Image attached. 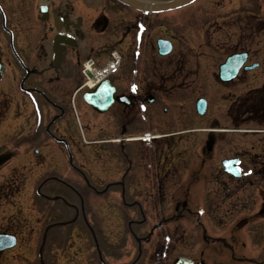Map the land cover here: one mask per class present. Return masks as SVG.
<instances>
[{
    "label": "flooded vegetation",
    "instance_id": "obj_1",
    "mask_svg": "<svg viewBox=\"0 0 264 264\" xmlns=\"http://www.w3.org/2000/svg\"><path fill=\"white\" fill-rule=\"evenodd\" d=\"M235 3L223 11L220 7L216 8L214 13L210 9L205 11L207 16L211 15L213 19L206 20L210 23L207 30L214 27V22L218 19L221 22L217 23V26L223 29L219 52H213L212 55L213 60H216L206 64L211 69H216L215 72L211 71V77L218 92L209 96L205 94L203 85L196 87L193 84L190 87L193 96L191 114L197 112L195 106L199 98L206 100V110L200 116L207 114L212 97L220 95L221 105L205 125L187 124L188 127L180 131L163 132L165 139L171 141L156 149L164 152L162 154L170 150L171 156L169 154L166 158H142L144 152L140 149L141 157L136 161L144 162L145 165L141 164L139 171L134 172L135 164L132 163L130 167V153L126 150L130 144L144 141L137 140L138 136L146 137L158 131L157 127H151L154 124L145 125L143 107L152 104L154 111L157 110L161 98L160 93H157L159 83L150 84L142 79L139 88H132L125 76L116 77L114 72L106 78L97 77L93 69L105 62L111 48L123 44V40L128 38L127 49L135 47V27L138 23L141 24L143 16L149 14L134 10L116 0H0V142L1 145L5 142L12 145L11 152H0V163L9 158L17 159L18 150L23 147L27 153L31 151L34 156L42 155L39 159L50 166L66 164L77 171L76 164L83 163L77 162L74 147L103 143L109 148L115 147L118 153L113 155L116 158L120 156V159L123 157L129 168L123 173V180L119 182L123 197H137L140 193L153 198L202 197L207 206L197 212L193 208L185 218L200 226L204 223L206 227V220L211 219L212 214L219 216L217 209L220 206H216L217 199L236 198L246 189L253 188L249 192L260 198L258 209L248 216L233 212L236 215L230 222L229 229L238 232V229L254 224V217L264 219V157L255 159L256 157H251L242 148L243 134L260 131H243V127L264 125V0H237ZM229 8L230 14L227 11ZM107 10L125 12L123 18L127 13H134V35L131 36L129 24L123 31L119 30L121 36L118 40L110 33L106 35L111 25ZM103 16L108 19L105 27ZM198 29L196 33L199 36L194 32L189 34L185 41L190 50L195 43L203 44L205 40L202 38L212 35L202 34ZM174 33L167 38L172 45L170 55L176 66L173 68V78L177 79L182 72L186 73L189 69L187 67L185 70V65L188 63V55L191 54L185 51L184 43H176L180 37H175ZM258 36L261 37V44L259 47H253L252 43ZM130 38L134 40L133 46H130ZM151 49L156 55L154 44ZM86 60L92 61L91 69L84 67ZM223 66L225 67L221 70ZM257 71H260V74H257ZM219 75L233 76L220 80ZM94 80L91 84L90 81ZM232 87L238 89L236 96L231 91ZM242 89L244 92L240 91ZM107 95L112 102L105 110L100 111L99 107L105 104L100 99ZM96 97L99 99L97 108L87 102ZM148 97L152 99L150 103L147 102ZM94 101L98 103L97 100ZM147 117L151 121L152 113ZM133 126L136 127L132 128ZM146 127L150 128L145 130ZM179 133L188 134V148L179 149ZM195 134L201 138L199 144L191 140V136ZM131 135L135 138L134 141L131 140ZM231 148L234 152L228 150ZM42 150L46 152L42 154ZM217 153H220L219 158L215 156ZM187 157L191 160L186 159ZM233 159L239 160L238 164H230V168L239 171L237 176L225 171L222 165L224 160ZM185 160L189 161L186 165L183 162ZM169 170L171 174L186 171L190 181L180 185L176 182L174 185L177 189L175 188L174 192L175 186L167 185L169 178L163 177ZM140 173L142 179L136 177L134 181L136 186H139L131 189L132 186L127 182L131 176L135 177L134 174L138 176ZM128 174L131 175L126 181L124 175ZM40 177L61 181L56 179L53 173L48 176L41 174ZM78 177L91 182L89 175L81 170ZM112 182L115 181H110L108 187ZM194 183H197L196 188L187 189L188 185ZM91 187L95 188L93 191L97 193V187ZM178 203L175 201L174 204L176 211ZM246 204V201H242L241 206L238 203V206L235 204L231 209H245ZM208 224L211 225V221ZM261 225L263 229L264 221ZM247 240L251 242V239ZM242 241L241 245L245 243V240ZM228 242L236 241L229 238ZM246 252L237 262L244 259L249 264H257L255 259L260 255L261 260L264 259V247L260 248L261 253L257 255H253L250 248L246 249ZM201 254L203 255V252ZM179 257H186L193 264H206L204 256L200 255L196 258L176 256L171 263Z\"/></svg>",
    "mask_w": 264,
    "mask_h": 264
},
{
    "label": "rangeland",
    "instance_id": "obj_2",
    "mask_svg": "<svg viewBox=\"0 0 264 264\" xmlns=\"http://www.w3.org/2000/svg\"><path fill=\"white\" fill-rule=\"evenodd\" d=\"M148 1L160 3L169 0ZM236 1L195 0L192 4L172 11L152 13L143 16L141 24L138 23L135 27L137 33L135 47L132 38L131 49L126 48L128 38L122 39L123 44L120 43L118 48L123 51V60L115 76L127 77L132 88H139L142 79L150 84L159 83L157 93L161 96L156 111L152 104L143 107L147 119V115L152 113L151 121L145 118V125L154 124L151 127H157L158 131L150 139L130 144L126 150L130 153V167L132 163L135 164L134 172L139 171L141 164H144L136 161L141 157L140 149L145 155H142V158L169 157L170 150L162 154L164 152L156 149L171 141L165 139L166 135L163 132L180 131L187 128V124L205 125L221 105V96L218 95L212 97L207 114L203 116L197 112L191 114L193 96L190 87L193 84L196 87L203 85L205 94L209 96L218 92L211 77V71L215 72L216 69H211L206 64L216 60H213L212 55L213 52H219L218 46L223 29L217 26V23L221 22L218 19L214 22V27L207 30L210 23L206 20L213 19L211 15L207 16L205 11L210 9L214 13L219 7L223 11L235 5ZM231 8L227 10L228 14ZM124 13L108 11L111 25L106 35L110 33L118 40L121 36L119 30L123 31L128 24L131 36L134 35L132 26L135 20L132 14L136 18L135 14L127 13L128 15L123 18ZM197 28L202 34L212 35L202 38L205 40L203 44L190 43L193 46L190 50L185 41L189 34L197 32ZM172 31L175 32V37H180L176 43L179 42V45L184 43L185 51L191 54L188 55V63L185 65V70L187 67L189 69L186 73L182 72L177 79L173 78L175 71L173 68L176 66L171 53L166 56L154 55L151 49L153 44L156 45L158 37H171ZM260 44L261 37L258 36L252 46L259 47ZM257 74H260V71H257ZM231 91L234 96L239 93L237 87H232ZM240 91L244 92V89ZM178 95L180 96L176 97ZM149 128L146 127L145 130ZM252 129L260 131L243 134L242 148L251 157L260 160L264 157V125L243 127L242 130ZM189 140L188 134L179 133L177 135L179 149L188 148ZM191 140L199 144L201 138L195 134L191 136ZM1 144L0 142L1 153L11 152V143ZM108 148V145L103 143L74 147L77 162L83 163L76 164L77 171L66 164L50 166L39 159L42 155L34 156L31 151L27 153L23 147L18 150L17 159L9 158L6 162L0 163V232H10L19 237V245L13 252L11 251L12 253L9 249L5 254H0V264H170L176 256L182 255L195 258L199 255L204 256L206 264H249L244 259L237 262L247 253L246 249L253 250V255L261 253L260 248L264 247V228H261V222L264 219L254 217L252 219L254 224L238 229V232L229 229V224L236 215L233 212L239 213L240 216H248L258 209L260 198L249 192L253 188L246 189L236 198L217 199L216 206H220L217 209L219 216L212 214L211 219L206 220L207 226L205 227L204 223L200 226L185 217L193 208L197 212L207 206L202 197L195 200L190 197L153 198L141 193L137 197L121 196L122 188L119 182L129 168L122 156L120 159V156L116 158L113 155L118 153L115 147ZM217 150L219 148L215 152ZM228 150L234 152L233 148ZM41 152L44 154L46 151ZM218 154L220 153L215 156L219 158ZM186 159L191 160L190 157ZM188 160L183 161L184 165L189 163ZM80 170L89 175L91 182L78 177ZM49 173L55 174L56 179L61 181L40 177L41 174L48 176ZM130 175H124L126 181ZM134 175L135 177L131 176L133 180L127 182L132 186L131 189L139 186L134 182L136 177L142 179L141 173L138 176ZM163 177L169 178L167 185H174L176 182L179 185L188 184L190 181L186 171L171 174L169 170ZM110 181L115 182L108 187ZM94 185L98 189L97 193L93 191L95 188L91 187ZM196 187L197 183H194L188 185L187 189ZM38 188L39 194L35 192ZM175 188L177 187L173 188L174 192ZM175 201L179 202L177 211ZM242 201L247 202L245 209L243 207L240 210L231 209V206L235 204L238 206V203L241 206ZM221 219L224 220L220 221ZM209 221L211 225L208 224ZM229 238L236 242H228ZM241 239L245 240L242 245ZM247 239H251V242L249 243ZM248 254L251 256V252ZM260 257L261 255L255 262L264 264V259L261 260Z\"/></svg>",
    "mask_w": 264,
    "mask_h": 264
},
{
    "label": "water",
    "instance_id": "obj_3",
    "mask_svg": "<svg viewBox=\"0 0 264 264\" xmlns=\"http://www.w3.org/2000/svg\"><path fill=\"white\" fill-rule=\"evenodd\" d=\"M122 3L129 5L133 8L145 11V12H161V11H168L183 5H186L190 2H192L193 0H169L166 2H156V3H147V2H142L139 0H119ZM158 44V52L162 55L168 53L171 49V45L170 42L167 40H163V39H159L157 41ZM231 61V60H229ZM228 61V62H229ZM240 62V61H239ZM238 66V65H237ZM0 76H1V64H0ZM110 95V93H109ZM105 98V104L108 105L111 100L108 98L107 96H104ZM95 100H98V98H96ZM148 101L152 100L151 97L147 98ZM90 104H94V106H96L95 101H88ZM105 105V107H106ZM197 110L200 113L204 112V108H205V102L200 99L197 102ZM104 107V108H105ZM104 108L100 109V111L104 110ZM223 165L226 167V170H228L229 165L226 164V162H223ZM16 243V238L14 236H9L6 234H0V251L6 249V248H10L13 247ZM173 264H193V262L191 260H189L186 257H179L177 258ZM198 264H202V263H198Z\"/></svg>",
    "mask_w": 264,
    "mask_h": 264
},
{
    "label": "bare ground",
    "instance_id": "obj_4",
    "mask_svg": "<svg viewBox=\"0 0 264 264\" xmlns=\"http://www.w3.org/2000/svg\"><path fill=\"white\" fill-rule=\"evenodd\" d=\"M94 82H95V80L94 81H90L91 84L94 83ZM192 198H193V200H195L197 197H192Z\"/></svg>",
    "mask_w": 264,
    "mask_h": 264
}]
</instances>
